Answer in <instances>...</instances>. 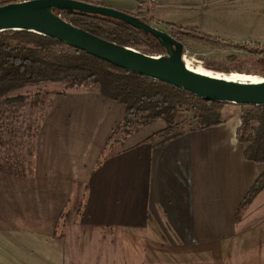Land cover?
I'll list each match as a JSON object with an SVG mask.
<instances>
[{
	"label": "crops",
	"instance_id": "0c3cea01",
	"mask_svg": "<svg viewBox=\"0 0 264 264\" xmlns=\"http://www.w3.org/2000/svg\"><path fill=\"white\" fill-rule=\"evenodd\" d=\"M198 1L90 2L136 16L146 9L145 19L182 27L170 14L197 17ZM245 109L226 103L222 123L167 139L151 138L167 128L157 120L110 141L123 103L97 91L58 97L40 129L32 181L0 174V189L10 187L4 207L20 214L0 227L8 234L0 264H264V189L243 206L264 172L238 139ZM75 185L80 202L62 219Z\"/></svg>",
	"mask_w": 264,
	"mask_h": 264
},
{
	"label": "trees",
	"instance_id": "16d2710c",
	"mask_svg": "<svg viewBox=\"0 0 264 264\" xmlns=\"http://www.w3.org/2000/svg\"><path fill=\"white\" fill-rule=\"evenodd\" d=\"M14 1L21 0H3V4ZM83 1L90 2V0ZM59 12H63V17L74 25L109 41L141 51L144 48L147 51L143 52L149 54L165 52V48L152 34L145 33L119 19L100 14L65 10ZM140 18L151 23L148 19ZM172 29L176 35H193L182 27L172 26ZM41 81H56L70 88L92 85L95 87L94 90L102 95L123 103L126 112L113 134L115 136L120 133L122 140L131 136L141 126L156 120H165L167 128L151 138L164 134L169 135L167 138L173 137L178 134L177 131H180L178 130L180 114L184 115L185 111L194 110V106H197L201 112L198 126L206 128L220 124L223 121L219 117V111L226 103H230L199 98L186 89L115 66L47 35L27 30L1 31L0 98L25 85ZM20 97L23 99L22 95ZM244 106L247 109L242 115L238 139L247 144L246 158L264 164V105ZM263 189L264 172L251 188L243 206ZM63 214L62 217L65 219L66 213Z\"/></svg>",
	"mask_w": 264,
	"mask_h": 264
},
{
	"label": "rangeland",
	"instance_id": "374dc122",
	"mask_svg": "<svg viewBox=\"0 0 264 264\" xmlns=\"http://www.w3.org/2000/svg\"><path fill=\"white\" fill-rule=\"evenodd\" d=\"M90 1L95 2L96 0ZM1 4L3 1H0ZM198 7H200L199 10ZM136 14L145 19L147 12L144 9ZM195 14L197 17H191V13L180 11L171 13L169 16L170 22L186 24L182 26V29L193 33L192 36L176 35L172 26L181 27L180 25L162 23L165 21L153 16H148L149 18L146 19L183 42V56L193 67L213 73L264 77V0H202L195 3ZM61 16L63 17V12ZM207 38L210 39L206 40ZM143 51L147 49L143 48ZM94 89L92 85L70 88L56 81H41L25 85L8 96L0 98V174L3 176L1 178L9 181L11 178L6 177H20V179L31 182L30 177L36 172L35 157L40 129L53 103L58 97L68 93L97 91ZM8 97L9 100H7ZM190 112L185 111L184 115L180 114V129H178L180 131L176 133L200 124L201 112L197 114L193 113L194 110ZM153 122L155 121L141 126L131 136ZM113 134L110 140H122L120 133L115 136ZM160 137L167 138L169 135L164 134ZM75 187L74 194L64 209L65 219L73 217L76 212L79 185ZM9 189V185L7 189H0V227L6 224L9 226L10 219L20 217L18 212L4 207L5 199L2 197V191L9 194ZM63 215L62 213L61 216ZM23 216L26 217L25 212ZM2 235L7 236L8 234L2 232Z\"/></svg>",
	"mask_w": 264,
	"mask_h": 264
},
{
	"label": "water",
	"instance_id": "95a60500",
	"mask_svg": "<svg viewBox=\"0 0 264 264\" xmlns=\"http://www.w3.org/2000/svg\"><path fill=\"white\" fill-rule=\"evenodd\" d=\"M100 14L152 34L165 48L149 54L97 36L69 22L58 11ZM27 30L58 39L115 66L186 89L197 97L241 105H264V81L244 83L198 73L184 61V44L168 31L110 6L83 0H21L0 5V32Z\"/></svg>",
	"mask_w": 264,
	"mask_h": 264
},
{
	"label": "bare ground",
	"instance_id": "6f19581e",
	"mask_svg": "<svg viewBox=\"0 0 264 264\" xmlns=\"http://www.w3.org/2000/svg\"><path fill=\"white\" fill-rule=\"evenodd\" d=\"M184 61L186 62L188 68L198 72V73H203L206 75H210V76H215V77H220L226 80H230V81H237V82H244V83H257V82H262L264 81V77H259V76H251V75H229V74H224V73H213L211 71L208 70H204L201 68H197V67H193L191 66L186 59L184 58Z\"/></svg>",
	"mask_w": 264,
	"mask_h": 264
},
{
	"label": "built area",
	"instance_id": "2783aa9c",
	"mask_svg": "<svg viewBox=\"0 0 264 264\" xmlns=\"http://www.w3.org/2000/svg\"><path fill=\"white\" fill-rule=\"evenodd\" d=\"M59 15H61V12H59ZM199 108L197 106H194V113H199Z\"/></svg>",
	"mask_w": 264,
	"mask_h": 264
}]
</instances>
